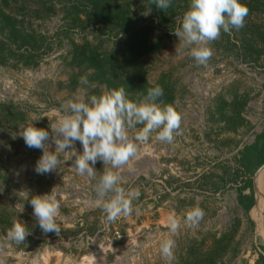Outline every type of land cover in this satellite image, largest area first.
Returning a JSON list of instances; mask_svg holds the SVG:
<instances>
[{"label":"rangeland","instance_id":"1","mask_svg":"<svg viewBox=\"0 0 264 264\" xmlns=\"http://www.w3.org/2000/svg\"><path fill=\"white\" fill-rule=\"evenodd\" d=\"M259 1L264 0H240L250 5L244 26L221 31L200 65L173 34L191 0H172L163 11L150 0H0V223L6 227L0 228V264H168L160 245L169 239L171 264H177L189 248L205 253L211 235L237 225L232 250L218 264L255 263L264 247V207H257L254 193L246 218L234 184L221 177L264 130ZM155 86L163 89L155 103L180 114V133L170 145L155 141L153 133L137 144L128 165L113 169L139 214L109 223L99 208L89 206L108 166L98 161L95 178L79 176L72 167L75 153L66 149L56 171L38 175L34 167L41 150L13 138L18 127L32 124L51 138L61 105L73 98L87 102L124 88L139 102ZM141 127L129 130L130 139ZM54 147L50 139L49 150ZM73 148L82 152L79 141ZM49 193L60 204L58 234L41 231L28 203ZM193 207L204 215L189 226L184 217ZM169 216L179 222L175 233L169 232ZM14 221L30 229L21 244L5 238Z\"/></svg>","mask_w":264,"mask_h":264},{"label":"clouds","instance_id":"2","mask_svg":"<svg viewBox=\"0 0 264 264\" xmlns=\"http://www.w3.org/2000/svg\"><path fill=\"white\" fill-rule=\"evenodd\" d=\"M159 10L168 9L172 0H150ZM147 15V13H145ZM248 8L240 0H191L188 10L183 14L179 28L173 33L181 41V47L189 51L191 58L200 65L207 62L211 50L207 45L216 40L221 31L228 33L244 26ZM82 81L87 83L86 77ZM163 95L159 86L149 88L144 100H130L124 88L112 90L100 96H91L85 102L73 98L61 105L63 115L50 125L53 135L43 128L31 126L18 127L17 136L22 138L28 148L40 149L42 155L35 163L34 171L45 175L56 171L61 163L59 153L72 149L75 159L72 167L79 176L95 178V165L99 161L104 168L97 179L93 191L94 198L88 201L90 207L99 208L105 215V222H115L120 217H127L139 209L134 208L132 194L120 186L117 172L136 157L137 144L146 142L150 137L160 143L172 144L174 136L181 130V116L171 106L161 108L155 100ZM130 139L129 130H135ZM54 144V151L49 150V140ZM76 141L82 145V152L73 148ZM135 141V142H134ZM39 228L43 233L60 232L57 218L60 204L55 195L45 194L28 199ZM203 211L193 207L187 211L184 223L196 226L203 218ZM175 216L168 217V229L175 233L179 228ZM30 233L23 223L14 221L6 232V240L21 244ZM173 242L164 240L160 245L162 257L171 264L174 259Z\"/></svg>","mask_w":264,"mask_h":264},{"label":"trees","instance_id":"3","mask_svg":"<svg viewBox=\"0 0 264 264\" xmlns=\"http://www.w3.org/2000/svg\"><path fill=\"white\" fill-rule=\"evenodd\" d=\"M256 3V2H255ZM254 2L252 10H257V5ZM261 1L258 5L261 6ZM247 7L250 6L246 4ZM258 6V7H259ZM140 32H145L144 29ZM113 59V58H112ZM115 60V59H113ZM113 62V61H112ZM111 62V63H112ZM222 109L219 115L224 114ZM264 164V130L256 135L254 142L250 145L245 146L239 153L236 160V167L231 169L228 167V170L223 173L222 179L227 176L225 183L234 184L235 190L237 192V203L240 207L242 213L247 218L248 213L255 205L254 189H253V174L257 168ZM209 177H204L208 179ZM208 185L213 186L214 182H208ZM216 189V188H214ZM213 189V190H214ZM250 225L253 223L248 219ZM261 222L264 225V217ZM3 227V226H2ZM1 223L0 228L2 231H6V227L2 229ZM238 227V225H237ZM237 227H231L227 229L224 233L216 235H211L209 238V243L206 245L205 253H197L189 248L188 252L183 255L181 260L177 264H218L225 256H227L232 250V243L235 238ZM262 235L264 236V228L260 225ZM28 230V229H27ZM30 231V229H29ZM30 239V238H28ZM260 252L257 254V259L254 264H264V247L260 246Z\"/></svg>","mask_w":264,"mask_h":264},{"label":"bare ground","instance_id":"4","mask_svg":"<svg viewBox=\"0 0 264 264\" xmlns=\"http://www.w3.org/2000/svg\"><path fill=\"white\" fill-rule=\"evenodd\" d=\"M264 174V171H263ZM258 183V192L256 193L257 196V207L261 209V207H264V175L261 176V178L257 181Z\"/></svg>","mask_w":264,"mask_h":264},{"label":"water","instance_id":"5","mask_svg":"<svg viewBox=\"0 0 264 264\" xmlns=\"http://www.w3.org/2000/svg\"><path fill=\"white\" fill-rule=\"evenodd\" d=\"M263 171H264V164L261 165L257 171L255 172L254 176H253V189H254V193L256 194L258 192V183L257 181L261 178L263 174Z\"/></svg>","mask_w":264,"mask_h":264}]
</instances>
